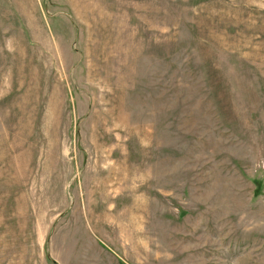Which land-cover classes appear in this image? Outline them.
Returning <instances> with one entry per match:
<instances>
[{
	"label": "rangeland",
	"instance_id": "obj_1",
	"mask_svg": "<svg viewBox=\"0 0 264 264\" xmlns=\"http://www.w3.org/2000/svg\"><path fill=\"white\" fill-rule=\"evenodd\" d=\"M0 264H264V0H0Z\"/></svg>",
	"mask_w": 264,
	"mask_h": 264
}]
</instances>
